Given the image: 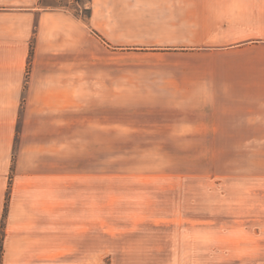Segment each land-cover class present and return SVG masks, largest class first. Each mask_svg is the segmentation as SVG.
<instances>
[{
    "label": "rangeland",
    "instance_id": "1",
    "mask_svg": "<svg viewBox=\"0 0 264 264\" xmlns=\"http://www.w3.org/2000/svg\"><path fill=\"white\" fill-rule=\"evenodd\" d=\"M59 1L37 8L67 13L81 29L73 144L59 145L58 166L67 182L89 179V237H104L91 241L90 264H264V145L183 138L200 124L184 112L203 107L160 87L182 73L175 53L200 51L192 35L163 26L152 0L45 6ZM263 45L245 44L256 56Z\"/></svg>",
    "mask_w": 264,
    "mask_h": 264
},
{
    "label": "crops",
    "instance_id": "2",
    "mask_svg": "<svg viewBox=\"0 0 264 264\" xmlns=\"http://www.w3.org/2000/svg\"><path fill=\"white\" fill-rule=\"evenodd\" d=\"M152 1L161 24L192 35L189 45L200 50L175 53L185 59L182 73L160 86L203 107L184 112L200 124L194 137L183 138L264 145V54L245 46L264 44V0ZM38 2L0 0V264H90L91 241L104 237H89V179L67 182L58 166L59 145L73 144L81 29L73 16L39 9ZM23 98L30 105L21 109Z\"/></svg>",
    "mask_w": 264,
    "mask_h": 264
},
{
    "label": "trees",
    "instance_id": "3",
    "mask_svg": "<svg viewBox=\"0 0 264 264\" xmlns=\"http://www.w3.org/2000/svg\"><path fill=\"white\" fill-rule=\"evenodd\" d=\"M65 2V1H64ZM70 2H71V7H75V6H77V8H75L76 10H78V7H80L81 6V0H70ZM39 3H42L41 2V0H39ZM69 3V2H68ZM67 3V4H68ZM67 4H65V3H63L61 0L59 1V4L58 5H56V6H51V5H45V6H47V7H51V8H61V7H63V8H66V7H68L67 6ZM75 17H77L76 15H74ZM88 16H89V12H88ZM87 16V17H88ZM0 257H1V246H0Z\"/></svg>",
    "mask_w": 264,
    "mask_h": 264
}]
</instances>
